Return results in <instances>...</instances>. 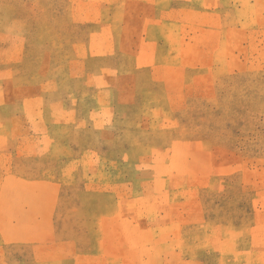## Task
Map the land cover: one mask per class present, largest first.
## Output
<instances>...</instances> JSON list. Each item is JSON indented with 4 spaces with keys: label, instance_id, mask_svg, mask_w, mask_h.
<instances>
[{
    "label": "rangeland",
    "instance_id": "rangeland-1",
    "mask_svg": "<svg viewBox=\"0 0 264 264\" xmlns=\"http://www.w3.org/2000/svg\"><path fill=\"white\" fill-rule=\"evenodd\" d=\"M0 264H264V0H0Z\"/></svg>",
    "mask_w": 264,
    "mask_h": 264
}]
</instances>
